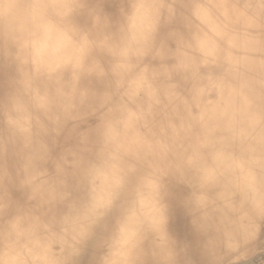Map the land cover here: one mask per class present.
Listing matches in <instances>:
<instances>
[{
    "label": "clouds",
    "instance_id": "9594fccd",
    "mask_svg": "<svg viewBox=\"0 0 264 264\" xmlns=\"http://www.w3.org/2000/svg\"><path fill=\"white\" fill-rule=\"evenodd\" d=\"M4 7L0 65L15 67L0 96L5 144L43 159L71 125L58 170L70 163L78 180L44 233L4 232L0 264H145L149 251L180 264L174 208L217 241L220 264L244 258L241 222L264 219V59L247 55L259 38L237 45L213 14L221 5L196 4L193 19L181 0H121L103 29L74 20L78 0ZM232 7L264 27V3Z\"/></svg>",
    "mask_w": 264,
    "mask_h": 264
},
{
    "label": "bare ground",
    "instance_id": "6f19581e",
    "mask_svg": "<svg viewBox=\"0 0 264 264\" xmlns=\"http://www.w3.org/2000/svg\"><path fill=\"white\" fill-rule=\"evenodd\" d=\"M25 0H0V28L5 18L6 4H20ZM85 7L75 9L72 13L74 20L80 25L96 23L103 29L105 21H115L119 17L121 0H78ZM171 3L172 0H165ZM183 4L191 5L189 15H193L196 4L221 5L213 9V14L220 20H227L232 31L236 34V44L243 45L245 33L258 37L259 44H250L247 55L256 59H264V27L248 26L244 17L237 16L233 5L242 7L245 4H260L264 0H181ZM8 14L15 15V9ZM255 13L249 10V15ZM264 19V13L261 14ZM193 19L195 16L193 15ZM167 29H161L163 36ZM174 47V45H172ZM243 49H237L242 51ZM172 63V61H169ZM15 76V67L0 65V96L5 94ZM161 79H164L162 76ZM49 151L43 159L32 149L24 148L22 143L9 141L5 144V132L0 119V257H2L3 234L5 231H15V228H28L37 225L38 231L44 233V224L59 218L66 210L68 198L66 193H77L78 177L73 174L72 164H64V171L58 170L63 163L67 151L74 148L75 134L71 132V125L66 127L58 137L51 136L46 140ZM74 157L67 155V160ZM242 240L247 236L248 242L244 249L246 256L236 259L234 264H264V219L258 220L255 227H251L247 220L240 224ZM170 230L179 242L180 264H220L217 253V241L198 234L189 220L178 209H173V219ZM227 243V237H222ZM57 249L59 246H56ZM147 247V245H146ZM238 256L239 253H233ZM88 254L81 258V264H88ZM145 264H156L151 252Z\"/></svg>",
    "mask_w": 264,
    "mask_h": 264
}]
</instances>
